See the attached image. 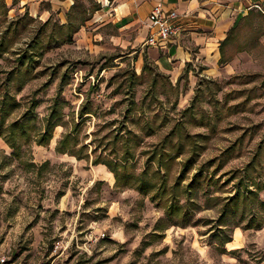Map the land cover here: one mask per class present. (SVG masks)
<instances>
[{
  "label": "rangeland",
  "instance_id": "374dc122",
  "mask_svg": "<svg viewBox=\"0 0 264 264\" xmlns=\"http://www.w3.org/2000/svg\"><path fill=\"white\" fill-rule=\"evenodd\" d=\"M95 4L61 24L0 0L5 264H264V15L225 45L240 67L174 83Z\"/></svg>",
  "mask_w": 264,
  "mask_h": 264
},
{
  "label": "crops",
  "instance_id": "0c3cea01",
  "mask_svg": "<svg viewBox=\"0 0 264 264\" xmlns=\"http://www.w3.org/2000/svg\"><path fill=\"white\" fill-rule=\"evenodd\" d=\"M5 1L30 17L44 21L53 18L66 24L76 3L87 0ZM93 1L98 5L94 9V21L99 19L96 30L106 25L116 30L118 35L114 38L135 47L142 72L151 61L174 83L184 75L195 83L197 75L219 76L240 67L244 51L227 59L225 45L242 22L264 15V0H101L104 4ZM157 5H162L166 14L177 12L173 22L180 26L181 33L169 41L160 40L158 45L148 46L145 42L153 31L150 15ZM94 36L102 37L100 31Z\"/></svg>",
  "mask_w": 264,
  "mask_h": 264
},
{
  "label": "built area",
  "instance_id": "2783aa9c",
  "mask_svg": "<svg viewBox=\"0 0 264 264\" xmlns=\"http://www.w3.org/2000/svg\"><path fill=\"white\" fill-rule=\"evenodd\" d=\"M97 1L104 4L101 0ZM104 1L107 3L109 2V0ZM177 16L178 14L175 10L166 14L162 5L155 6L150 15L153 31L148 36L145 44L148 46H156L159 44L160 40L169 41L172 38L177 37L181 33L180 26L173 22ZM0 263H6V258L4 256L0 255Z\"/></svg>",
  "mask_w": 264,
  "mask_h": 264
},
{
  "label": "trees",
  "instance_id": "16d2710c",
  "mask_svg": "<svg viewBox=\"0 0 264 264\" xmlns=\"http://www.w3.org/2000/svg\"><path fill=\"white\" fill-rule=\"evenodd\" d=\"M221 46H223V43L221 44ZM222 62H223V60H222ZM146 67L147 66L145 65L143 68V71H145ZM58 107H59V102L56 101L53 108H52V112L50 114L48 122L46 124V128L38 140L40 145L48 144L51 141V139L53 138L54 129L58 125L57 123H55V118L59 114V108ZM88 113H90V112L87 110V108H85V105H84L80 110V115L84 116ZM0 137H1V132H0ZM74 145H76V143L73 142L72 136L67 134L58 142V145L56 146V151L64 154V153H67L71 150L72 153H75V152H77V150L74 149V147H73ZM12 146H13V144H12ZM78 157L83 158V156H81V154H78ZM94 163L95 164L102 163V164L108 165L110 167L111 171L115 174V176L116 177L119 176L118 171L114 168H111V166L107 162L95 160Z\"/></svg>",
  "mask_w": 264,
  "mask_h": 264
}]
</instances>
